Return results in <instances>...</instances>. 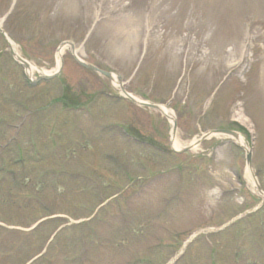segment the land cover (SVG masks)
Listing matches in <instances>:
<instances>
[{"label": "rangeland", "instance_id": "374dc122", "mask_svg": "<svg viewBox=\"0 0 264 264\" xmlns=\"http://www.w3.org/2000/svg\"><path fill=\"white\" fill-rule=\"evenodd\" d=\"M0 24L21 56L45 74L53 73L58 48L73 43L81 61L120 77L127 93L168 107L180 143L186 148L194 144L185 153H174L166 118L124 99L112 81L79 66L68 51L57 78L26 87L22 68L0 44V145L14 136L10 127L27 117L17 141L0 152V163L13 161L18 153L30 162L38 152V161L46 162L44 169L33 162L27 169L5 163L14 171L0 172V222L27 225L65 212L86 218L99 206L89 191L81 192L79 187H90L83 182L77 188L59 181L58 195L47 187L50 176L43 171L58 161L61 169L96 178L107 186V195L125 187L124 203L109 205L105 222L82 233L71 227L55 234L41 225L38 232L52 246L49 264L79 258L84 264H124L136 254L163 264L187 238L200 233L206 237L189 244L171 264H264V196L246 175L245 150L226 136L204 135L228 129L230 122L244 127L250 134V172L264 194V0H0ZM67 92L83 94V111L72 113L58 104L30 115ZM100 125L112 128L98 133L96 142ZM125 125L154 146L142 148L119 132L112 135L116 129L125 131ZM107 151L121 158L120 168L104 159ZM11 176L20 179L19 187L10 185ZM32 198L53 211L34 208ZM83 206H89L87 211ZM120 211L125 214L121 221L141 226V234L115 231ZM231 222L236 224L229 228ZM80 234L89 239L85 255ZM174 234L182 235L171 244ZM39 238L21 244L17 237L11 241L0 235V264H22L37 254L34 241ZM119 239L127 242L119 246ZM158 240L171 246L150 254L144 247Z\"/></svg>", "mask_w": 264, "mask_h": 264}, {"label": "bare ground", "instance_id": "6f19581e", "mask_svg": "<svg viewBox=\"0 0 264 264\" xmlns=\"http://www.w3.org/2000/svg\"><path fill=\"white\" fill-rule=\"evenodd\" d=\"M12 47H13V50L16 52V48H15L14 44H12ZM66 51H70V52H72V54H73L74 56L78 57L77 53L74 52L69 46H62V47H60L59 50H58L57 53H56V66H55V68H54V71H56L57 68H59V66H60V62H61V60H62V57H63V55L65 54ZM29 72H30V74H37V73H33L34 71L32 70V68L29 69ZM112 82H113V84H114L115 86L118 87V89L121 90L120 86L116 84V82H115V77H114V76H112ZM157 111H158V112H159L164 118H167L168 121H169V124H170L171 126H173L174 117H173L172 112H171L168 108H166L165 106L160 105V106L158 107ZM233 140H234V142H235L236 144H238L239 146H242V147H244V148H247V146H246V142H245V140H244V138H243L242 136H240V135H236V136L233 138ZM171 144H172V148H173L175 151H177V150H179V149H181V148H183V147L185 146V145H183L182 143H180V141L178 140L177 132H173V131L171 132ZM246 175H248V176L250 175V177H251V172H250V169H249V168H247ZM253 186L255 187V182H254V181H253Z\"/></svg>", "mask_w": 264, "mask_h": 264}, {"label": "water", "instance_id": "95a60500", "mask_svg": "<svg viewBox=\"0 0 264 264\" xmlns=\"http://www.w3.org/2000/svg\"><path fill=\"white\" fill-rule=\"evenodd\" d=\"M103 75H105V76H107V77H109V74H105V73H102Z\"/></svg>", "mask_w": 264, "mask_h": 264}]
</instances>
